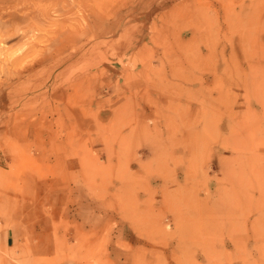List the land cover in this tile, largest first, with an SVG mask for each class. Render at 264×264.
I'll return each mask as SVG.
<instances>
[{
    "label": "rangeland",
    "instance_id": "1",
    "mask_svg": "<svg viewBox=\"0 0 264 264\" xmlns=\"http://www.w3.org/2000/svg\"><path fill=\"white\" fill-rule=\"evenodd\" d=\"M0 264H264V0H0Z\"/></svg>",
    "mask_w": 264,
    "mask_h": 264
},
{
    "label": "bare ground",
    "instance_id": "2",
    "mask_svg": "<svg viewBox=\"0 0 264 264\" xmlns=\"http://www.w3.org/2000/svg\"><path fill=\"white\" fill-rule=\"evenodd\" d=\"M238 167V166H237ZM234 168V167H233ZM247 170V169H246ZM231 171V170H230ZM238 171V170H237ZM234 172V171H233ZM241 175V174H240ZM236 176V175H235ZM238 176V175H237ZM261 200H262V197H261ZM261 202V201H260ZM257 203H259V202H257ZM260 207V206H259ZM259 213V212H258ZM258 216V215H257ZM259 217H260V215H259ZM251 221V220H250ZM253 221H254V223H255V220L253 219ZM253 221H252V223H253ZM258 221V220H257ZM254 223H253V226H254ZM255 224H257V222L255 223ZM255 226H257V225H255ZM259 226H260V224H259ZM257 229V228H256ZM254 231H255V229H254ZM183 232V231H182ZM203 246V245H202ZM211 254V253H210Z\"/></svg>",
    "mask_w": 264,
    "mask_h": 264
}]
</instances>
